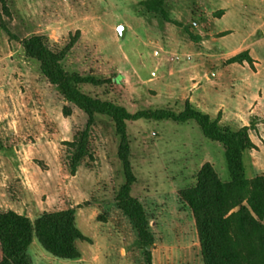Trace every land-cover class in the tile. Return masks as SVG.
Here are the masks:
<instances>
[{
	"label": "rangeland",
	"instance_id": "rangeland-1",
	"mask_svg": "<svg viewBox=\"0 0 264 264\" xmlns=\"http://www.w3.org/2000/svg\"><path fill=\"white\" fill-rule=\"evenodd\" d=\"M141 1L5 0L6 8L0 3V161L7 156L12 162L9 170H0V179L9 175L12 180L6 187V196L12 200L36 197L45 204L51 202L53 211L76 209L93 239L83 246V260L74 264H98L101 228L114 237L115 243L109 238L107 247L114 246L118 254L127 248L132 251L130 256L137 252L146 264L147 260L136 231L115 203L122 174L111 121L97 118L90 136L92 157H86L72 174L67 142L86 118L75 106L71 115L63 114L67 102L44 76L38 61L26 56L21 40L41 34L52 49L60 50L77 35L64 67L113 79L107 87H88L89 92L114 99L131 112L169 106L180 111L183 104L169 98L172 91L178 94V80L169 71L188 61L180 37L194 39L186 28L192 33L193 21L200 20L199 2L203 0H166L170 17L181 25L148 12ZM120 25L126 26L125 36L118 30ZM171 56L179 58L171 61ZM128 132L137 176L132 192L152 216L154 264H203L194 217L179 191L193 183L207 159L223 179L229 178L223 146L206 138L195 121L139 119L129 122ZM16 146L26 150L25 170L18 167ZM258 155L251 150L246 156L249 175L255 174L253 161ZM16 182L26 184L27 192ZM43 255L33 253L34 264H56L54 258L47 263L46 258L52 257Z\"/></svg>",
	"mask_w": 264,
	"mask_h": 264
},
{
	"label": "trees",
	"instance_id": "trees-1",
	"mask_svg": "<svg viewBox=\"0 0 264 264\" xmlns=\"http://www.w3.org/2000/svg\"><path fill=\"white\" fill-rule=\"evenodd\" d=\"M0 3L6 8L5 0ZM140 5L148 12L181 25L170 17L165 8L166 0H143ZM77 38V35L73 36L60 50L52 49L41 34L21 40L26 56L38 61L44 76L67 102L63 114L71 115L75 106L86 118L84 126L74 128L73 139L67 142L71 148L70 172L75 174L84 159L92 157L90 136L97 118L109 119L118 138L117 155L122 174V182L115 190V203L136 231L147 264H153L152 250L148 249L155 242L151 231L152 216L132 192L137 176L131 161L129 122L139 119L195 121L206 138L223 146L229 171V178L223 179L214 164L207 161L196 172L193 183L179 191L195 220L202 263L264 264V174L249 175V166L245 162L249 152L256 148L250 136L254 124L225 125L221 123L220 113L212 117L189 100L184 101L180 111L169 106L131 112L114 99L92 94L88 87H107L113 79L81 74L64 67L63 60ZM244 59L253 62L248 51L237 54L230 61ZM88 239L78 227L75 208L44 211L33 218L13 210H0V264H34L30 253L34 241L45 254L56 260H76L81 258L76 241Z\"/></svg>",
	"mask_w": 264,
	"mask_h": 264
},
{
	"label": "crops",
	"instance_id": "crops-1",
	"mask_svg": "<svg viewBox=\"0 0 264 264\" xmlns=\"http://www.w3.org/2000/svg\"><path fill=\"white\" fill-rule=\"evenodd\" d=\"M199 7L200 20H194L191 27L195 38L191 40L188 36L180 37L182 45L187 48L188 61L170 69L169 75L176 76L178 80V94L172 91L169 98L178 104L189 100L212 117L220 113L221 123L225 125L242 127L253 123L254 128L250 130V136L256 144L253 150L259 153L253 161L254 173L264 174V2L248 4L237 0H203L199 2ZM243 51H248L253 59L252 63L247 59L240 62L230 61ZM187 68L191 70L187 71L186 76L184 72ZM37 120L35 113V123ZM23 151H26L25 148L15 147L19 156L18 167L21 170L27 169L23 165ZM207 161L213 163L211 159L203 163ZM10 162V158L5 156L0 161V170H9ZM8 177L0 179V210H13L31 218L44 211H53L51 202L47 201L45 204L36 197L19 200L7 197L6 187L12 185V180H8ZM15 185L25 193L28 190L27 185L23 186L21 182H16ZM76 221L84 235L89 238L76 241L81 258L55 260L56 264H74L82 261L85 252L83 246L85 243H92L93 238L83 228L77 212ZM100 231L99 251L96 256L98 264H146L145 259L137 252L130 256L128 253L132 251H127V248H122L118 254L114 251V246L107 247L109 242L115 243L114 237L104 233L102 228ZM197 244H200L198 233ZM30 253L32 258L33 253H36L37 257L43 255L36 241L31 244ZM52 259L48 257L45 261L48 263ZM152 261L154 264L153 252Z\"/></svg>",
	"mask_w": 264,
	"mask_h": 264
},
{
	"label": "water",
	"instance_id": "water-1",
	"mask_svg": "<svg viewBox=\"0 0 264 264\" xmlns=\"http://www.w3.org/2000/svg\"><path fill=\"white\" fill-rule=\"evenodd\" d=\"M118 30H119V32H120V34H121V36H125V33H126V26L125 25H120L119 27H118ZM150 245L148 246V249H150Z\"/></svg>",
	"mask_w": 264,
	"mask_h": 264
},
{
	"label": "built area",
	"instance_id": "built-area-1",
	"mask_svg": "<svg viewBox=\"0 0 264 264\" xmlns=\"http://www.w3.org/2000/svg\"><path fill=\"white\" fill-rule=\"evenodd\" d=\"M178 58H179V56H171V57H170V60H171V61H174L175 59H178Z\"/></svg>",
	"mask_w": 264,
	"mask_h": 264
}]
</instances>
